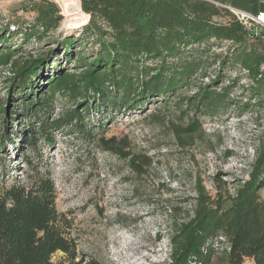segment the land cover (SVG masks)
Segmentation results:
<instances>
[{"label": "trees", "instance_id": "trees-1", "mask_svg": "<svg viewBox=\"0 0 264 264\" xmlns=\"http://www.w3.org/2000/svg\"><path fill=\"white\" fill-rule=\"evenodd\" d=\"M79 6L89 16L87 24L76 35L53 41L54 53L17 59L19 48L8 43L11 32L0 31V77L8 100L5 106L0 99L2 147L13 142L7 131L12 122L26 123L12 133L22 149H35L42 138L51 145L49 131L74 127L85 132L96 102L115 116L157 103L188 108L181 110L184 115L192 112L185 126H172L181 149L203 135L202 118L218 117L231 105L240 115L262 107L264 36L248 34L229 10L203 0H79ZM30 7L35 19L21 39L40 43L59 28L62 17L49 0ZM222 17L227 21L220 22ZM222 43L228 44L224 52H213ZM229 68H238L247 79V101L231 94L239 75L221 85ZM58 101L72 107L49 120L51 105ZM98 145L123 160L135 176L151 166L146 154L131 153L126 137H99ZM31 169L24 180L0 181V264H54L52 257L58 253L64 257L60 264H101L79 259L69 223L56 210L50 175ZM214 182L211 196L197 179L190 214L184 222L169 225L170 264H264V132L247 178L230 184L232 193L226 181Z\"/></svg>", "mask_w": 264, "mask_h": 264}, {"label": "rangeland", "instance_id": "rangeland-1", "mask_svg": "<svg viewBox=\"0 0 264 264\" xmlns=\"http://www.w3.org/2000/svg\"><path fill=\"white\" fill-rule=\"evenodd\" d=\"M36 1L39 0H0V31L11 32L8 43L19 48L17 59L54 53L57 47L52 42L76 35L83 22L80 16L71 17L76 0H49L62 15L59 28L40 43L34 38L22 40L24 30L34 22L30 5ZM219 20L225 22L227 17ZM253 32L262 33L258 28ZM226 46L222 43V47L212 50L221 53ZM57 56L60 59V52ZM62 66L70 70L69 65ZM225 73L221 85L239 75L231 94L247 101L249 95L244 88L248 81L244 74L238 68H229ZM5 88L0 77V99L6 106ZM16 100H10V110ZM175 103L121 110L115 116L114 111H106L96 102L86 119L89 122L85 132L74 127L49 131L52 144L42 138L33 150L22 149L23 145L12 136L26 123L15 126L12 122L7 131L13 142L6 141L4 147L0 144V181L24 180L32 167L48 173L57 194L56 210L69 223L68 234L79 259H94L101 264H170L169 225L173 221L184 222L190 214L195 181L200 179L213 196L214 179L219 178L228 183L232 193L230 184L247 178L264 132V102L262 107L241 115L238 107L231 105L218 117L202 118L203 135L195 137L190 147L181 149L172 135V126H185L187 115L192 112L184 115L181 110L188 108L176 109ZM51 106L48 117L55 120L72 104L58 101ZM4 127L0 114V136L5 133ZM99 137H126L131 153L146 154L152 160L151 166L141 176H135L123 160L98 145ZM261 198L264 200V188ZM63 261L61 253L52 257L54 264Z\"/></svg>", "mask_w": 264, "mask_h": 264}, {"label": "crops", "instance_id": "crops-1", "mask_svg": "<svg viewBox=\"0 0 264 264\" xmlns=\"http://www.w3.org/2000/svg\"><path fill=\"white\" fill-rule=\"evenodd\" d=\"M217 7L227 10L242 12L251 16L264 13V0H203ZM244 264H253L251 260H246Z\"/></svg>", "mask_w": 264, "mask_h": 264}, {"label": "built area", "instance_id": "built-area-1", "mask_svg": "<svg viewBox=\"0 0 264 264\" xmlns=\"http://www.w3.org/2000/svg\"><path fill=\"white\" fill-rule=\"evenodd\" d=\"M236 20L245 28V30L260 29L264 36V13L251 16L242 12L229 10ZM218 247V246H217Z\"/></svg>", "mask_w": 264, "mask_h": 264}, {"label": "bare ground", "instance_id": "bare-ground-1", "mask_svg": "<svg viewBox=\"0 0 264 264\" xmlns=\"http://www.w3.org/2000/svg\"><path fill=\"white\" fill-rule=\"evenodd\" d=\"M71 8H72V13H73L71 15V17H79L80 16V18H81L80 20L83 21L81 23V25H83L86 22V20H87V16L81 12L77 0L75 1V5L72 6Z\"/></svg>", "mask_w": 264, "mask_h": 264}, {"label": "water", "instance_id": "water-1", "mask_svg": "<svg viewBox=\"0 0 264 264\" xmlns=\"http://www.w3.org/2000/svg\"><path fill=\"white\" fill-rule=\"evenodd\" d=\"M54 3V2H53ZM55 4V3H54ZM57 6V5H56ZM59 9V8H58ZM81 10V9H80ZM60 11V10H59ZM82 12V11H81ZM83 13V12H82ZM84 14V13H83ZM59 15L60 16H62L60 13H59ZM86 15V14H85ZM87 16V20H86V22L83 24V25H81L80 27H82V26H84L85 24H87V22H88V20H89V16L88 15H86ZM248 32V34H250L251 36H259L258 34H256L255 32H253L252 30H248L247 31Z\"/></svg>", "mask_w": 264, "mask_h": 264}]
</instances>
